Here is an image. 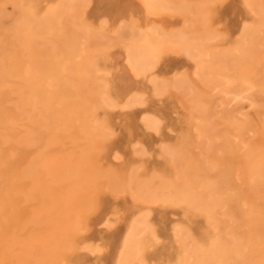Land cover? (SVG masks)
I'll use <instances>...</instances> for the list:
<instances>
[{
  "label": "bare ground",
  "instance_id": "1",
  "mask_svg": "<svg viewBox=\"0 0 264 264\" xmlns=\"http://www.w3.org/2000/svg\"><path fill=\"white\" fill-rule=\"evenodd\" d=\"M7 9L1 264H154L155 208L190 209L214 231L204 243L173 224L172 264H264V0H0ZM168 94L186 116L179 144H159L173 175L118 170L111 115L139 109L138 135L159 136L145 108ZM130 150L147 157L139 140ZM105 195L125 201L117 224Z\"/></svg>",
  "mask_w": 264,
  "mask_h": 264
},
{
  "label": "rangeland",
  "instance_id": "2",
  "mask_svg": "<svg viewBox=\"0 0 264 264\" xmlns=\"http://www.w3.org/2000/svg\"><path fill=\"white\" fill-rule=\"evenodd\" d=\"M5 18H7V20ZM13 18L14 15L11 14L8 9L6 10V12H2V10H0L1 27H8L13 21ZM8 20L10 21L8 22ZM148 99L150 103L145 108V110L147 112L156 114L161 118L163 122V126L159 136L148 138L143 136L140 137L138 135L139 130L137 128V125L140 116L139 109H135L130 113H116L111 115L110 130L112 131V138H109L108 147L111 149V152L116 151L119 154L121 160H118L116 163H114V166L120 171L125 172L128 171L131 167L136 166L142 168L140 170V174L145 177L157 172H163L162 174L164 175L166 174L168 176H172L174 171L172 169V166H170L171 163L166 157L164 158V156H161L159 144H161L162 142L167 143V145L179 144V137H181V134L184 132L183 130L186 129V125L184 124V122L186 121V116L176 105L175 96L173 94H168L159 100L152 99L150 97H148ZM137 140L141 141L145 145L147 155L144 156L148 157L149 155V158L146 157L147 159H140L137 156L134 157L132 151L130 150V147ZM28 155H32V152H30V154ZM114 198L115 197H113V199ZM113 199L112 196H103L100 202V209L104 210L105 215L112 216L111 218L113 220V223L117 224L118 219L115 218L117 216L115 215V213L119 214L120 217L125 214V201L122 197H116L114 201ZM190 211V209L186 208H155L153 210L152 223L159 237V240L157 242L158 244L156 243L154 245L152 249L153 252L151 251L150 253L154 264H166L167 262L169 264H172L175 262L178 248L175 247L176 245L173 243V240L171 238V227L175 223L189 228L194 236L201 242L207 243L210 238H212V236L214 235V231L206 223L205 218L199 213ZM112 214L115 216H113ZM96 226L97 224L95 225V227ZM95 227L92 228V230L95 229ZM96 228L101 229V227L99 226ZM100 235L101 238L97 235L98 237L96 236L93 239L99 240L101 244L105 243L106 241H104L103 239V234ZM88 263L101 264L100 260L97 258L89 259Z\"/></svg>",
  "mask_w": 264,
  "mask_h": 264
}]
</instances>
